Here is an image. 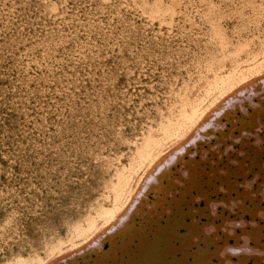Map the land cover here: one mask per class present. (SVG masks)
<instances>
[{"label": "bare ground", "instance_id": "6f19581e", "mask_svg": "<svg viewBox=\"0 0 264 264\" xmlns=\"http://www.w3.org/2000/svg\"><path fill=\"white\" fill-rule=\"evenodd\" d=\"M262 78L264 0H0V264H205L218 234L178 210L181 233L116 239L150 174Z\"/></svg>", "mask_w": 264, "mask_h": 264}, {"label": "rangeland", "instance_id": "374dc122", "mask_svg": "<svg viewBox=\"0 0 264 264\" xmlns=\"http://www.w3.org/2000/svg\"><path fill=\"white\" fill-rule=\"evenodd\" d=\"M262 81L264 82V78L259 79L258 83L256 82L253 86L250 85L251 87L248 86L232 94L231 100L217 106L219 109L216 107L213 114L206 116L196 130L198 133L194 134L195 137L192 135L189 138L190 141L184 142L183 147L174 150L175 152L173 151L164 160L161 166L166 170L165 175H161L164 171L161 168L159 170L156 168L150 174L151 177L145 180L146 183L143 189L141 188L132 211H129L136 213L127 214L130 221L137 224L135 228H140L142 231L139 233L140 230L136 231V229L131 233L130 241L123 240V238L116 239L118 246L122 244L130 246L132 245L131 240L135 241L139 236H153L156 230L163 229L172 234L183 232L180 220L177 223L176 219L166 221L168 214H175L178 210L179 213L176 214L184 216L188 223L197 227L201 239H205L206 232L211 230L212 239L209 238V241L208 239L206 241L215 243L214 238L218 234L217 244H212L215 246L212 248L215 254L212 255L209 252L210 258L206 260L207 263L204 261L205 264H227L226 262L229 264H264V83ZM193 140L195 141L191 142ZM172 178H176L177 181H172ZM176 195H178L177 202L181 199L178 203L170 200ZM212 204L215 207H212ZM158 210L163 214L161 220L155 217L159 214ZM174 223L178 225L175 226ZM109 237L107 236L104 240L103 248L107 247ZM160 239L162 242L163 238ZM175 245L184 251L190 248L188 245L181 246L177 242ZM100 251L92 248L78 250L74 254L61 258V261L58 260V264H84V261L85 264H91Z\"/></svg>", "mask_w": 264, "mask_h": 264}]
</instances>
